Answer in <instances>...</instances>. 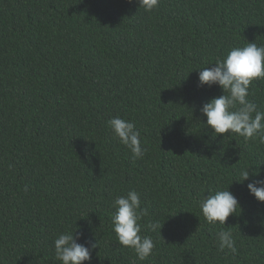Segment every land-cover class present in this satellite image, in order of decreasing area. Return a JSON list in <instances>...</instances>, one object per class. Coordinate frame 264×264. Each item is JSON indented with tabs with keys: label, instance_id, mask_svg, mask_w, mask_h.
Listing matches in <instances>:
<instances>
[{
	"label": "trees",
	"instance_id": "16d2710c",
	"mask_svg": "<svg viewBox=\"0 0 264 264\" xmlns=\"http://www.w3.org/2000/svg\"><path fill=\"white\" fill-rule=\"evenodd\" d=\"M248 41L264 45V0H160L151 13L135 0H0V264H61L65 230L97 244L90 264H264V203L251 179L234 181L245 167L264 180V144L213 138L200 108L222 92L197 86ZM248 99L264 112V79ZM116 116L135 122L141 159L113 139ZM228 187L241 209L208 224L200 201ZM133 189L155 243L145 261L112 230L113 200ZM221 230L235 253L218 250Z\"/></svg>",
	"mask_w": 264,
	"mask_h": 264
},
{
	"label": "clouds",
	"instance_id": "9594fccd",
	"mask_svg": "<svg viewBox=\"0 0 264 264\" xmlns=\"http://www.w3.org/2000/svg\"><path fill=\"white\" fill-rule=\"evenodd\" d=\"M133 2V0H129ZM138 9L151 13L158 8L160 0H135ZM211 67L199 69L198 87L207 85L218 86L222 95L211 98L200 108V112L206 117L205 124L212 130L213 138L236 134L245 141L259 140L264 144V112L248 99L249 87L254 80L264 79V45L256 42H247L243 46H235L228 50L222 59H217ZM113 139L118 141L131 153L132 158L141 159L146 149L141 144V133L134 121L126 120L120 116L113 117L107 122ZM238 179L234 180L241 185L245 181L250 195L257 202L264 203V180L255 179L258 172H250L247 167L237 173ZM112 207L115 211L111 216L112 230L119 244L136 254L139 261L147 260L152 254L155 243L151 236L141 235L139 223L143 210L141 209L140 194L130 190L124 196H118L113 200ZM201 213L210 225L219 224L222 228L237 208L241 209L237 197L229 191L218 190L208 194L199 204ZM148 227L151 231H161L159 221L151 222ZM82 233L65 230L57 235L53 241L54 258L61 264H84L92 259L91 247L78 243ZM218 250L225 249L235 253V240L228 230L216 233Z\"/></svg>",
	"mask_w": 264,
	"mask_h": 264
}]
</instances>
